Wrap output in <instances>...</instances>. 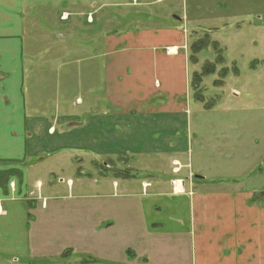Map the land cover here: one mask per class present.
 Wrapping results in <instances>:
<instances>
[{"label": "crops", "instance_id": "0c3cea01", "mask_svg": "<svg viewBox=\"0 0 264 264\" xmlns=\"http://www.w3.org/2000/svg\"><path fill=\"white\" fill-rule=\"evenodd\" d=\"M23 35L22 0H0V215L4 214L3 204L26 200L28 178L37 177L31 168L38 166L33 159L39 153L49 151L55 153L54 157L61 154L60 149L68 148L80 150L88 157L94 152L93 158L101 160L119 157L121 152L126 155L124 159L128 158L122 161L125 168L140 175L160 174L156 181L164 180L162 175L169 170L172 178L162 183L143 180L142 185H150L144 194L141 184L137 187L127 180L109 183L121 200H128L124 205L127 210L138 208L150 223L149 230L140 236L134 235V222L131 223V237L136 243L135 253L131 250L130 254L134 257L132 263L264 264V175L255 181L250 176V163L246 164L248 158L256 157L246 150L248 141L251 137L264 138V123L259 124L258 135L255 130L251 135L249 129L253 125L247 120L188 117L191 97L185 57L178 52H164L169 46L183 47L179 29L163 26L126 31L119 37L105 36L102 54L63 57L61 61L71 65L88 64L86 87L82 86L84 99L76 98L63 105L65 116H71L64 123H80V127L67 133L60 131L57 119V101L61 100V105L67 103L64 98L55 101L52 112L47 114L50 117L39 115L36 105L28 112L22 92L24 63H36L38 57L24 56ZM50 59L53 57L48 62ZM46 135L55 136L56 140L37 141ZM231 136L240 142V150H232ZM194 139H198L199 149L205 150L203 155H197L198 159L209 153L213 166L209 172L202 166L194 169L189 162V143ZM59 141H64L61 146ZM42 143H48L49 148ZM37 144L41 146L38 150L33 147ZM32 148L36 150L30 152ZM175 162L180 166L178 174L172 166H166ZM194 176L203 179L197 181ZM174 179L183 182L178 194L170 185ZM250 180L256 183L247 185ZM97 186L107 191L105 185ZM88 187L85 184L81 188L86 191ZM135 198L139 200H131ZM87 206V213L77 217L82 222L92 221L91 204ZM101 206L98 215H106V206ZM40 207L43 210L41 202ZM114 211L111 212L116 213V208ZM125 218L132 221L133 215L126 214ZM109 222L99 226L111 227ZM163 237L172 244L161 246Z\"/></svg>", "mask_w": 264, "mask_h": 264}, {"label": "rangeland", "instance_id": "374dc122", "mask_svg": "<svg viewBox=\"0 0 264 264\" xmlns=\"http://www.w3.org/2000/svg\"><path fill=\"white\" fill-rule=\"evenodd\" d=\"M135 2V0H22L24 35L21 47L24 56L38 57L36 63H24L22 92L28 112L32 105H36L39 115L45 118L52 112L55 101L64 98L63 101L67 103L61 105V100L57 101L60 131L67 133L80 127V123H74L75 125L64 123L69 122L67 120L71 119V116H65L63 105L69 104L70 100L74 102L76 98L84 99L82 86L86 87L85 71L88 70L86 68L88 64L82 62L71 65L61 59L102 54L104 50L101 42L105 36L119 37L125 31L163 28L168 23L177 26V23L171 22L172 16H177L184 18L188 31L183 37V53L179 52L182 50L178 48L173 49L184 55L186 60L188 93L191 90L188 117L191 120L197 118L247 120L249 125H253L249 133L252 135L255 130L258 135L259 124L264 123V0H137V4ZM63 13L68 14V20L60 19ZM86 16L93 17L91 26V22L86 24ZM94 34L96 37H93ZM204 35L210 37V42L219 44L223 50L224 64H215L218 54L211 47L195 56L196 63L192 57L189 59L191 44ZM51 56L53 60L50 59L49 63L48 59ZM208 63L214 65L215 72L202 77L199 94L203 96L204 101L197 102L192 97L194 92L191 76L193 73H200L202 67ZM225 68L228 71L223 78L220 72ZM32 117L30 112L29 119ZM37 139L39 142L44 139L54 142L56 137L46 135L45 138ZM230 139L234 145L232 150H240V142L235 141V136H231ZM197 141L198 139H194L189 143V162L194 169L202 166L205 167V172H209L213 169L209 153L198 159L197 155H203L205 150L199 149ZM63 142L59 141V146ZM42 144L43 147L49 148L48 143ZM33 147H37L38 150L41 146L37 144ZM35 150L36 148H32L30 152ZM60 150L62 151L58 153L61 154L54 157L52 156L55 153L49 151L36 155L37 158H34L33 162L39 164L31 170L37 177L28 178L26 200L2 205L4 214L0 215V264L132 263L134 257L130 254L131 250L135 253L136 243L131 237V223L134 222L132 230L134 235L138 236L149 230L150 223L141 216L142 212L138 208L133 212L127 210L124 205L128 200H121V196L115 190L112 191L109 183L113 180H127L137 187L141 184L144 194L150 185H142L143 180L152 183L169 181L172 179L168 174L169 170L162 175L164 180L156 181V178H161L160 174L140 175L136 173L137 171L129 169L132 177L126 179L119 173L104 171L100 167L109 160L119 168L118 170L128 169L122 162L128 158L124 159L126 155L121 152L119 157L97 160L93 158L94 152H90L88 157L80 150L68 148ZM246 150L256 155L255 158L251 156L246 161V164L250 163V176L255 177L256 181L259 176L264 175V138L251 137ZM166 166L167 168L172 166L174 172L179 173L177 162L172 165L167 163ZM222 166L227 167L224 163ZM219 170L222 173H229ZM182 183L175 179L170 181L174 193L178 194L181 191ZM255 183L254 180L246 182L249 186ZM85 184L89 187L83 191L81 187ZM100 184L105 185L107 191L102 186H97ZM75 198H91L94 201L73 200ZM99 198L104 200H98ZM114 198L118 200H113ZM39 201L43 203V210ZM88 203L92 208L90 210L92 221L82 222L77 217L81 218L82 213L89 207ZM103 204L106 206L107 214L102 215L100 212L98 215ZM113 204L116 206L111 207ZM115 208L116 213L111 212ZM126 214H132L133 220L125 218ZM119 219L122 220L120 223L116 221ZM106 220L110 221L111 227L99 226ZM166 239L161 238V246L172 244Z\"/></svg>", "mask_w": 264, "mask_h": 264}, {"label": "trees", "instance_id": "16d2710c", "mask_svg": "<svg viewBox=\"0 0 264 264\" xmlns=\"http://www.w3.org/2000/svg\"><path fill=\"white\" fill-rule=\"evenodd\" d=\"M211 39L208 35H204L201 39H199L198 41H196L195 43L191 44L190 47V51H191V56L189 57V59L191 60V57L194 59V63H196V55H198L199 53H201L202 51L206 50L207 48L211 47L213 49V51L218 54L216 56L215 59V64H224V55H223V50L220 48L219 44L217 42H210ZM235 72H236V68ZM228 69L225 68L223 70H221L220 72V76H222L223 78L225 77V75L227 74ZM215 72V68L214 65L208 63L206 65H204L202 67V70L200 71V73H193L191 76V82H193V98L195 101L197 102H202L204 101L203 96L199 94L200 92V87H201V79L204 76H209L211 74H214ZM190 97H191V90L189 92ZM207 108V106H206ZM102 170L104 171H109V172H113V173H119V175L123 176L124 178H129L132 177L130 175V172L128 171L129 169H124V170H117L114 169V165L113 163L107 162L104 165L100 166Z\"/></svg>", "mask_w": 264, "mask_h": 264}, {"label": "flooded vegetation", "instance_id": "af4514ba", "mask_svg": "<svg viewBox=\"0 0 264 264\" xmlns=\"http://www.w3.org/2000/svg\"><path fill=\"white\" fill-rule=\"evenodd\" d=\"M135 1H136L135 3L137 4V0H135ZM88 15H89V14H88ZM129 18H130V15H129ZM60 19H61V20H65V21L68 20V14L63 13V14L61 15ZM136 20H138V19H136ZM183 20H184L183 17L172 16V21H171V22H172V23H177V24H176L177 26H175V25H170V23H168V25H167V26H164V27H173V28L179 29V30L182 32L183 37H185L188 31L186 30V27H185V24H184V21H183ZM86 21L91 22L90 25H92V23H93V17L90 18V16H89V17L86 16ZM125 32H126V31H125ZM192 36H194V35H192ZM199 39H201V37L195 39V40H194V43H195L196 41H198ZM175 48H177V47H174V46L166 47V49H165L164 52H165L167 55H176L177 52L173 50V49H175ZM179 50H182V52H183V47L180 48ZM105 163H106V162H105ZM105 163H103V165H104ZM100 166H101V165H100ZM114 169H117V170H118L119 168H116V167L114 166Z\"/></svg>", "mask_w": 264, "mask_h": 264}, {"label": "water", "instance_id": "95a60500", "mask_svg": "<svg viewBox=\"0 0 264 264\" xmlns=\"http://www.w3.org/2000/svg\"><path fill=\"white\" fill-rule=\"evenodd\" d=\"M194 179L197 180V181H201L203 179V177H201V176H194Z\"/></svg>", "mask_w": 264, "mask_h": 264}, {"label": "built area", "instance_id": "2783aa9c", "mask_svg": "<svg viewBox=\"0 0 264 264\" xmlns=\"http://www.w3.org/2000/svg\"><path fill=\"white\" fill-rule=\"evenodd\" d=\"M180 167V166H179ZM179 169V168H178Z\"/></svg>", "mask_w": 264, "mask_h": 264}]
</instances>
